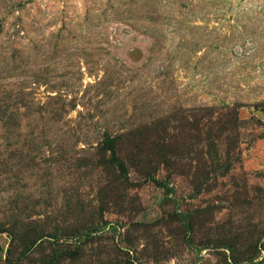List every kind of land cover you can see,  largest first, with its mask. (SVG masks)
Segmentation results:
<instances>
[{
    "label": "rangeland",
    "instance_id": "obj_1",
    "mask_svg": "<svg viewBox=\"0 0 264 264\" xmlns=\"http://www.w3.org/2000/svg\"><path fill=\"white\" fill-rule=\"evenodd\" d=\"M0 264H264V0H0Z\"/></svg>",
    "mask_w": 264,
    "mask_h": 264
}]
</instances>
